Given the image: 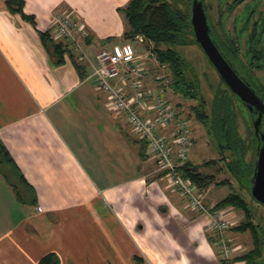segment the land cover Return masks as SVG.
<instances>
[{
	"label": "crops",
	"instance_id": "crops-1",
	"mask_svg": "<svg viewBox=\"0 0 264 264\" xmlns=\"http://www.w3.org/2000/svg\"><path fill=\"white\" fill-rule=\"evenodd\" d=\"M23 1L34 25L0 0V140L27 183L20 200L0 168V264H38L48 252L60 264H220L208 217L149 176L144 141L119 129L86 81L101 48L142 46L123 36L129 0ZM63 12L88 34L84 57L74 55L83 78L69 55L54 63L39 36L66 43L53 25Z\"/></svg>",
	"mask_w": 264,
	"mask_h": 264
},
{
	"label": "trees",
	"instance_id": "trees-1",
	"mask_svg": "<svg viewBox=\"0 0 264 264\" xmlns=\"http://www.w3.org/2000/svg\"><path fill=\"white\" fill-rule=\"evenodd\" d=\"M238 1L239 0H233L231 3L232 5L228 6V9L231 10L233 5ZM5 4L9 11L19 13L24 20L34 25L33 15L26 14L23 11V0H5ZM119 10L123 13L127 23V29L123 33V36L131 40L134 39L136 35H142L146 40L153 43L159 58L166 62L170 69L173 78V90L183 98L194 99L196 101V103L190 107L191 114L205 128L207 136L211 139L217 151L220 153L221 156L218 160L223 163L225 168L240 185H243V183L248 184L253 173L255 158H250L247 161L245 159V154L250 149L252 153L255 154L256 138L254 137L251 125L253 144L242 139L237 133L234 102H238L240 108L243 110L241 102L219 79L220 83L215 88L216 91L211 102L210 113L206 112L204 108L205 100L199 95V83L194 75L190 73L189 64L176 49L177 46L191 43L196 44L193 39L189 21V5L187 9L182 10L173 6L168 0H129L127 5L123 8H119ZM252 13H250V15ZM262 16L264 18V9ZM248 18L245 23L248 22ZM208 22L212 36L222 53L236 70L243 73L244 79L264 100V85L259 83L257 77L249 68L250 66H245L239 58V48L236 44V40L228 36L225 31L222 34L223 28L221 34H218L211 24L209 17ZM238 30V34H241L243 27L239 26ZM87 35H85V39ZM39 36L49 53L52 54L54 63H62L64 55L67 54L71 57L76 70L79 72V76L81 78L85 76L84 66L82 63L75 60L74 54L71 52L68 43L53 40L50 30L39 32ZM254 38L255 30L253 29L251 39ZM248 52H250L251 65L256 67L262 66L261 61H264V50L256 49L251 46ZM255 61L256 64H254ZM221 112L223 116H221ZM243 112L246 111L243 110ZM226 151L231 153V158L224 155ZM190 153L188 160L179 167L178 171L195 185L197 191H202L211 184H230L227 180L217 181L213 173H202L199 170L200 166L191 162ZM218 160H208L204 162L203 165H211ZM0 168L3 170L6 179L11 182V185L15 189L16 196L22 200L17 185H27V183L1 140ZM11 173H13L16 178H14ZM159 178H161L160 175ZM31 201L34 202V198ZM230 205L241 210L244 214V219L233 226L232 229L239 232L249 231L252 238V248L243 254L228 258H222L219 255L218 258L220 263L230 264L233 261H244V264H263L264 230L260 224L253 221L252 208L238 192L231 189L214 204L213 209L217 210ZM207 239L210 241L211 237L207 235ZM214 247L216 246L214 245ZM135 262L136 264H144L143 260L138 256H135ZM38 264H60V260L55 252H48L39 258Z\"/></svg>",
	"mask_w": 264,
	"mask_h": 264
},
{
	"label": "built area",
	"instance_id": "built-area-1",
	"mask_svg": "<svg viewBox=\"0 0 264 264\" xmlns=\"http://www.w3.org/2000/svg\"><path fill=\"white\" fill-rule=\"evenodd\" d=\"M53 25L62 37L72 38L74 31L86 33L83 23L68 12L58 14ZM134 39L145 50L129 44L101 48L86 81L104 93L105 108L121 113L131 132L145 141L146 153L155 162L153 172L182 197L187 208L208 217L218 254L228 258L233 249L225 235L230 227L223 215L226 209H213L214 205L204 201L195 185L178 171L188 160L192 136L188 119L179 116L177 106L167 95L172 83L169 67L159 58L152 42L142 35Z\"/></svg>",
	"mask_w": 264,
	"mask_h": 264
},
{
	"label": "rangeland",
	"instance_id": "rangeland-1",
	"mask_svg": "<svg viewBox=\"0 0 264 264\" xmlns=\"http://www.w3.org/2000/svg\"><path fill=\"white\" fill-rule=\"evenodd\" d=\"M173 6L180 8L182 10L187 9L188 2L190 0H168ZM233 0H203L204 8L207 10L208 17L211 24L214 26L218 34H221L223 28L228 36L236 40L239 52L238 56L245 66H250L249 68L257 77L259 83L264 85V61H261L260 67L251 65L250 63V52H248L251 46L256 49L264 50V18L262 16L264 9V0H239L236 5L229 10L228 5L232 3ZM190 8V5H189ZM253 12V13H252ZM250 13H252L250 15ZM64 14L60 13V15ZM249 17V18H248ZM249 19L247 23L246 19ZM57 19V15L53 17V21ZM242 26L243 30L241 34H238V27ZM253 29L255 30V38L251 39V34ZM86 32V31H85ZM87 33V32H86ZM86 33H79L74 31L72 38L63 37L64 42L68 43L71 51L74 55L84 57L83 42ZM257 40V41H256ZM256 41V42H255ZM134 42H131L133 44ZM177 51L183 56L186 62L189 64V70L192 75L197 79L199 83V95L205 100V111L210 113L211 102L214 98L215 88L219 85V76L213 66L208 62L202 50L197 44L191 43L188 45H182L176 47ZM140 50H145L143 46L140 45ZM82 61V60H81ZM256 64V61L254 62ZM170 72V69H169ZM240 76L243 77V73L237 70ZM171 73V72H170ZM172 76V75H171ZM173 83V78H172ZM171 83V84H172ZM97 92V91H96ZM100 93V92H97ZM171 94L169 98L172 104H175L176 96ZM103 101L105 97L100 93ZM179 107L177 109L179 112L189 115L190 118L188 122L193 124L192 136V147L190 153V159L193 164L199 165V170L202 173H213L217 181L227 180L230 184H211V189H203L198 191L202 196L203 200L209 204H215L219 199H221L227 192L231 189L238 192L249 204L253 210V221L261 225L264 230V205L256 202L250 195L248 184L243 183L240 185L237 180L231 175V173L225 168L223 163L218 160L221 156L217 151L214 143L207 136L205 128L193 117L191 114L190 107L196 103L194 99L183 98L178 95ZM173 98V99H172ZM104 104V102H103ZM105 108V106H104ZM106 113L111 115V117L116 118L117 125L120 129L122 125L125 131H131L130 126L126 122L124 116L118 112L108 111L106 108ZM235 111V124L238 135L245 141H249L253 144L252 131L250 128L249 117L243 112L239 107L238 102H234ZM183 117V116H182ZM185 118V117H184ZM192 118V119H191ZM124 124V125H123ZM255 144V142H254ZM224 155L231 158V153L226 151ZM250 158H255V154L252 153L251 149L245 154V159L248 161ZM218 160L211 165H203L204 162L208 160ZM155 167V162L150 160V169L148 170L149 176L151 178H159L158 173L153 172ZM11 175L15 177L13 173ZM164 181V179H162ZM165 182V181H164ZM166 183V182H165ZM167 184V183H166ZM168 186V184H167ZM23 187H20L22 189ZM169 190V189H168ZM223 195V196H220ZM206 196V197H205ZM187 208V206H186ZM221 209H226L223 215L230 223V227L226 230L225 235L229 240L228 244L233 250L229 253L228 257L239 255L245 253L252 248V238L249 231L242 232L243 239H235L231 233H234L232 229L233 226L237 225L240 221L244 219V214L241 210L234 208L233 206H227ZM219 210V209H217ZM193 211V210H192ZM209 220L206 224V228L209 230V234L213 232L208 228ZM239 232V231H237ZM214 236V235H213ZM215 238V236H214ZM218 254V247H215ZM264 253V251H263ZM220 263V261H219ZM221 264V263H220Z\"/></svg>",
	"mask_w": 264,
	"mask_h": 264
},
{
	"label": "water",
	"instance_id": "water-1",
	"mask_svg": "<svg viewBox=\"0 0 264 264\" xmlns=\"http://www.w3.org/2000/svg\"><path fill=\"white\" fill-rule=\"evenodd\" d=\"M189 21L195 43L213 66L219 79L245 107L247 116L252 111H255L257 114L255 119L252 120L254 135L256 137V148L254 168L248 182V188L251 197L256 202L264 205V133L259 131L261 117L264 115V100L244 77L239 75L235 67L220 50L212 36L203 0H191ZM221 116H223L222 112Z\"/></svg>",
	"mask_w": 264,
	"mask_h": 264
},
{
	"label": "flooded vegetation",
	"instance_id": "flooded-vegetation-1",
	"mask_svg": "<svg viewBox=\"0 0 264 264\" xmlns=\"http://www.w3.org/2000/svg\"><path fill=\"white\" fill-rule=\"evenodd\" d=\"M190 2H191V0H190ZM190 2H189V5H190ZM230 5H232V4L230 3L228 6H230ZM235 5H233V7ZM242 107H243V105H242ZM243 110L246 111L245 110V107H243ZM244 113L247 114V111L244 112ZM248 116H249V120H250V125L252 126V129H253L252 120L255 119V117L257 116V114L255 113V111H252L251 113H248ZM259 131L262 132V133H264V115H262V117H261V121H260V125H259ZM253 134H254V129H253ZM254 137H255V135H254ZM255 148H256V144H255Z\"/></svg>",
	"mask_w": 264,
	"mask_h": 264
}]
</instances>
